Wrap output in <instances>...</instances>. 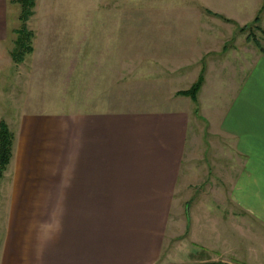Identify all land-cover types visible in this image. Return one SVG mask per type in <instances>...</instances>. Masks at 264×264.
Returning <instances> with one entry per match:
<instances>
[{"label":"crops","instance_id":"1","mask_svg":"<svg viewBox=\"0 0 264 264\" xmlns=\"http://www.w3.org/2000/svg\"><path fill=\"white\" fill-rule=\"evenodd\" d=\"M6 7L0 0V40ZM251 13L234 25L259 15L264 29V3ZM222 55L205 65L197 113L235 148L228 198L241 214L232 219L264 228V48ZM221 84L230 87L223 98ZM191 101L177 95L149 109L22 114L0 176V264H165V238L191 177L189 162L184 167ZM168 249L171 256L170 242Z\"/></svg>","mask_w":264,"mask_h":264},{"label":"rangeland","instance_id":"2","mask_svg":"<svg viewBox=\"0 0 264 264\" xmlns=\"http://www.w3.org/2000/svg\"><path fill=\"white\" fill-rule=\"evenodd\" d=\"M262 3L264 0H35L26 20L33 32L32 51L15 62L10 51L20 24V5L6 0L7 35L0 40V121L15 133L16 121L25 113L164 107L196 81L208 60L221 58L233 47L251 48L253 54L264 48L259 20L253 18L242 25L233 22L246 19ZM216 11L222 14L218 16ZM220 88L222 98L229 95L230 87L221 84ZM220 109V104L211 108L214 119ZM197 110L193 103L184 165L189 162L185 170L191 174L189 187L184 189L186 202L167 233L161 261L264 264V228L231 217V213L241 214L228 198L227 168L236 162L228 156L235 148L227 137L213 133ZM2 215L0 202V218Z\"/></svg>","mask_w":264,"mask_h":264},{"label":"trees","instance_id":"3","mask_svg":"<svg viewBox=\"0 0 264 264\" xmlns=\"http://www.w3.org/2000/svg\"><path fill=\"white\" fill-rule=\"evenodd\" d=\"M20 5L19 27L15 30L17 37L14 40V47L10 51V56L15 62L22 61L25 54L32 51L31 38L33 32L26 26V20L32 14L35 0H16ZM216 14V13H215ZM218 15V14H217ZM220 16V15H219ZM255 21L259 20V15L254 17ZM257 43V41H255ZM258 44V43H257ZM262 50V47H260ZM203 82V72L198 76L196 81L187 89L179 91V94L189 96L197 104V93ZM14 134L9 130L4 121H0V176L6 169L13 152ZM194 264H236L232 261L224 260H204Z\"/></svg>","mask_w":264,"mask_h":264}]
</instances>
